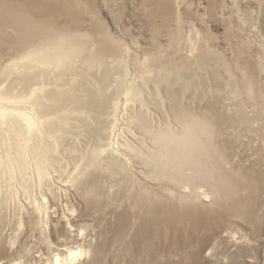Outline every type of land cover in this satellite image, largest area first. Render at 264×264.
I'll list each match as a JSON object with an SVG mask.
<instances>
[{
    "label": "rangeland",
    "instance_id": "374dc122",
    "mask_svg": "<svg viewBox=\"0 0 264 264\" xmlns=\"http://www.w3.org/2000/svg\"><path fill=\"white\" fill-rule=\"evenodd\" d=\"M73 5L85 20L83 27L92 17L102 23L111 38L109 44L121 53L123 82L137 88L130 99L122 92L117 104L118 118L110 143L118 141L120 151L113 148L116 151L104 152L102 157L115 154L125 162L127 173L149 182L136 172L145 170L137 161L138 151L127 148L124 140L134 141L132 138L139 136L148 144L150 138L135 125L130 126L126 115L146 104L153 123L179 128L167 96L172 92L179 97L181 107L203 111L214 106L222 123L212 140L222 145L223 166L235 175L240 168L251 174L238 192L246 203L240 205L239 212L249 209L246 215L205 196L211 194L209 186L191 185L189 190L192 188L209 212L214 211L196 230H180L190 219L177 221L175 238L167 247L170 233L161 241L155 237L154 243L163 242L159 246H164L156 258H182L181 264H264V0H73ZM12 34L11 29L0 30V71L22 54ZM100 35L103 33H97ZM79 64L76 67L82 70ZM156 71L162 76L158 83L153 80ZM62 77L67 79L66 74ZM8 82H3L1 90L8 91L12 105L21 106L28 92L8 86ZM116 87L113 83L112 88ZM107 115L112 120V114ZM68 121L70 129L50 133L56 160L54 164L50 161L51 175L41 187L37 178L25 180L15 171L9 179L5 171L0 172V264H51L52 252L62 243V236L80 227L92 233L85 241L91 249L111 246L100 264H133L134 255L126 248L131 236L112 240L118 213H129V204L118 199L120 177L98 162L100 181L85 190L78 188L75 174L97 140L90 139L79 117ZM98 157L94 159L102 158ZM166 181L161 184H168ZM23 184L31 186L28 195ZM179 184L187 190L183 182ZM88 198H94V203L88 204ZM217 209L220 213H213ZM90 258L88 254L76 264Z\"/></svg>",
    "mask_w": 264,
    "mask_h": 264
},
{
    "label": "bare ground",
    "instance_id": "6f19581e",
    "mask_svg": "<svg viewBox=\"0 0 264 264\" xmlns=\"http://www.w3.org/2000/svg\"><path fill=\"white\" fill-rule=\"evenodd\" d=\"M84 22L73 0L0 1V30L11 29L14 43L22 48V54L17 59H10L0 71V172L5 171L9 179L14 178L15 171L23 178H37L41 187V182L51 175L50 161L56 160L52 154L54 143L50 140V133L70 129L68 120L79 117L90 139L97 141L92 142V152L83 158L84 166L75 174L78 188L85 190L100 181V162L120 177L117 185L122 186V190L118 199L129 204V213H118L112 240L122 239L127 234L131 236L126 248L134 255L133 264H181L182 258L180 261L162 260L156 258V254L160 248L173 242L177 221L185 223V219H190V224L180 230H196L214 211H208L192 188L189 190L190 186L198 183L209 186L211 194L204 193L205 196L214 197V202L227 205L238 213L240 205L245 203L238 192L251 174L240 168L235 175L223 166L222 145L212 140L222 123L214 106H205L203 111L181 107L179 97L172 92L167 96L179 128L153 123L146 104L129 110L126 115L130 126L135 125L140 133L150 138L148 144L139 136L133 137L134 141L124 140L127 148L138 151L137 161L144 166L145 170H138L137 174L150 183L132 175L130 166L127 173L125 162L115 154L102 157L104 152L116 151L113 148L120 151L118 141L114 145L110 143L116 126L117 104L122 92L126 99H130L136 95L137 88L123 82L125 70L119 57L121 53L109 44L111 38L102 23L93 17L87 27H83ZM101 32L103 35L97 36ZM78 63L83 66L82 70L76 67ZM64 74L67 79L62 77ZM52 75L56 79H51ZM155 75L153 80L158 83L161 72ZM6 79L9 80L8 86L28 92V95L24 93L27 97L21 106L12 105L14 100L10 94L6 95L8 91L1 90ZM113 83L117 86L114 89ZM110 113L112 120L107 115ZM108 122L112 125L108 126ZM107 128L111 129L110 132H106ZM98 155V159L102 158L96 161L94 158ZM30 169L32 175L28 174ZM163 180L168 184L162 185ZM182 182L187 190L180 188ZM22 186L27 195L32 192L31 186ZM87 201L92 204L94 198ZM248 212L250 210L246 209L239 214ZM213 213L219 214L220 211L217 209ZM74 230L65 231L62 243L52 252L51 264H76L88 254L90 261L79 264H100L111 246H93L91 249L85 241L92 233L82 227ZM166 233L172 235L167 245L154 243L155 237L161 241ZM140 255L144 256L139 258Z\"/></svg>",
    "mask_w": 264,
    "mask_h": 264
}]
</instances>
